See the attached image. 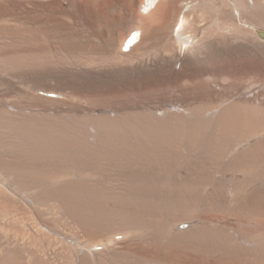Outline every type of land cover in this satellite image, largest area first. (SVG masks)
Returning a JSON list of instances; mask_svg holds the SVG:
<instances>
[{
	"label": "bare ground",
	"instance_id": "6f19581e",
	"mask_svg": "<svg viewBox=\"0 0 264 264\" xmlns=\"http://www.w3.org/2000/svg\"><path fill=\"white\" fill-rule=\"evenodd\" d=\"M0 264H264V0H0Z\"/></svg>",
	"mask_w": 264,
	"mask_h": 264
},
{
	"label": "rangeland",
	"instance_id": "374dc122",
	"mask_svg": "<svg viewBox=\"0 0 264 264\" xmlns=\"http://www.w3.org/2000/svg\"><path fill=\"white\" fill-rule=\"evenodd\" d=\"M18 2H22V1H18ZM17 22H19V21H17ZM53 97V96H52ZM228 220V218L226 219V221Z\"/></svg>",
	"mask_w": 264,
	"mask_h": 264
}]
</instances>
